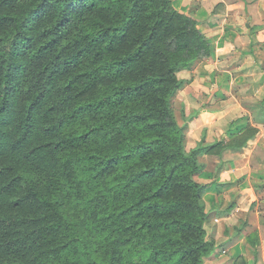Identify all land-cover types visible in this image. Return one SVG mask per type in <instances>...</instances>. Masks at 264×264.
<instances>
[{
	"label": "trees",
	"instance_id": "trees-1",
	"mask_svg": "<svg viewBox=\"0 0 264 264\" xmlns=\"http://www.w3.org/2000/svg\"><path fill=\"white\" fill-rule=\"evenodd\" d=\"M212 53L174 0H0V264H205L209 184L174 110Z\"/></svg>",
	"mask_w": 264,
	"mask_h": 264
},
{
	"label": "crops",
	"instance_id": "crops-1",
	"mask_svg": "<svg viewBox=\"0 0 264 264\" xmlns=\"http://www.w3.org/2000/svg\"><path fill=\"white\" fill-rule=\"evenodd\" d=\"M174 2L212 46L210 56L178 72L183 86L173 103L187 148L248 136L241 147L201 157L206 228L216 245L207 263L264 264V0Z\"/></svg>",
	"mask_w": 264,
	"mask_h": 264
},
{
	"label": "rangeland",
	"instance_id": "rangeland-1",
	"mask_svg": "<svg viewBox=\"0 0 264 264\" xmlns=\"http://www.w3.org/2000/svg\"><path fill=\"white\" fill-rule=\"evenodd\" d=\"M217 221H218V220H217ZM214 223L217 224L218 222H215V221H214ZM212 229L214 230L213 227H212ZM215 230H216V228H215ZM212 233H213L212 230H210V236H211ZM212 235H213V234H212ZM225 251H226V250H223L222 252L224 253ZM205 262H206V264H208V263H207V262H208L207 260H206ZM210 264H211V263H210Z\"/></svg>",
	"mask_w": 264,
	"mask_h": 264
}]
</instances>
